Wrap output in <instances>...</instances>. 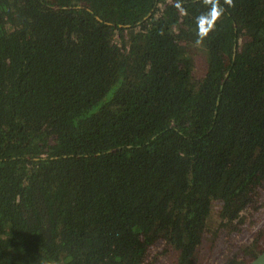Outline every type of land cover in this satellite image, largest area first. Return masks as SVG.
Instances as JSON below:
<instances>
[{
  "label": "trees",
  "instance_id": "trees-1",
  "mask_svg": "<svg viewBox=\"0 0 264 264\" xmlns=\"http://www.w3.org/2000/svg\"><path fill=\"white\" fill-rule=\"evenodd\" d=\"M220 4L0 0V264L264 250V0Z\"/></svg>",
  "mask_w": 264,
  "mask_h": 264
},
{
  "label": "clouds",
  "instance_id": "clouds-1",
  "mask_svg": "<svg viewBox=\"0 0 264 264\" xmlns=\"http://www.w3.org/2000/svg\"><path fill=\"white\" fill-rule=\"evenodd\" d=\"M205 3L210 4L211 7L208 12L201 14L196 19L197 43L202 42L208 36L225 12L224 7L220 4V0H205ZM224 4L231 6L233 0H224Z\"/></svg>",
  "mask_w": 264,
  "mask_h": 264
},
{
  "label": "rangeland",
  "instance_id": "rangeland-1",
  "mask_svg": "<svg viewBox=\"0 0 264 264\" xmlns=\"http://www.w3.org/2000/svg\"><path fill=\"white\" fill-rule=\"evenodd\" d=\"M203 57L202 55L199 53L197 56H196V61H197V69L199 71V73L204 70V63H203ZM257 217H260V216H257ZM264 218V217H263ZM256 227H251L249 225H246V227L244 228V230L239 233V234H236L235 237H234V240L236 241V243L239 245H242V242H249L250 240H248L251 235H252V231H255ZM232 246V245H231ZM240 247V246H239ZM239 252H238V251ZM238 253L239 255H242V253H240V249H238L237 246L235 247H231V248H228L227 246H224V248L220 249L218 251V254L213 258V262L214 264H223V262L230 256H232L234 253Z\"/></svg>",
  "mask_w": 264,
  "mask_h": 264
},
{
  "label": "water",
  "instance_id": "water-1",
  "mask_svg": "<svg viewBox=\"0 0 264 264\" xmlns=\"http://www.w3.org/2000/svg\"><path fill=\"white\" fill-rule=\"evenodd\" d=\"M237 47L235 46L234 51ZM247 264H264V250L255 258L251 259Z\"/></svg>",
  "mask_w": 264,
  "mask_h": 264
},
{
  "label": "flooded vegetation",
  "instance_id": "flooded-vegetation-1",
  "mask_svg": "<svg viewBox=\"0 0 264 264\" xmlns=\"http://www.w3.org/2000/svg\"><path fill=\"white\" fill-rule=\"evenodd\" d=\"M260 253H261V252H260ZM260 253H259V254H260ZM259 254H258V255H259ZM242 255H243V253H242ZM258 255H257V256H258ZM246 258H247V257H246Z\"/></svg>",
  "mask_w": 264,
  "mask_h": 264
}]
</instances>
